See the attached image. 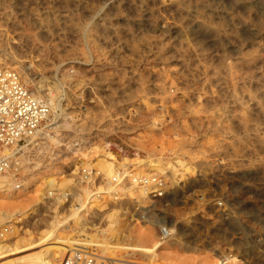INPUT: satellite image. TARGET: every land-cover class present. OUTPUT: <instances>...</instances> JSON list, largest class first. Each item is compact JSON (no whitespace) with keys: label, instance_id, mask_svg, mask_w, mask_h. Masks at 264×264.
Listing matches in <instances>:
<instances>
[{"label":"rangeland","instance_id":"rangeland-1","mask_svg":"<svg viewBox=\"0 0 264 264\" xmlns=\"http://www.w3.org/2000/svg\"><path fill=\"white\" fill-rule=\"evenodd\" d=\"M180 2L0 0V45L19 60L32 62L29 88L37 83L53 88L62 105L67 104L64 90L83 91L81 102L87 111L79 118L83 127L78 134H90L93 144L77 154L69 152L66 161L38 172L35 181L26 185L29 174L17 168V183L23 187L0 192V209L10 217L0 221V241L13 239L14 230L22 235L26 230L44 229L40 221L32 225V217L23 219L21 212L42 205L41 211L49 210L59 198L57 188L70 193L61 198L59 207L66 215L74 204L72 188L78 184L82 188L81 172L103 154L107 141L113 148L107 158L118 156L117 150L124 153L121 173L163 177L166 194L160 201L149 196L140 201L139 190L123 195L119 188L95 200L91 214L123 211L116 197H127L130 204L123 206L127 215L120 219L117 240L110 245H135L138 234L153 230L142 218V210L160 223L150 241L138 243L146 247L165 244L157 250L156 260L140 254L127 258L118 249L104 254L96 248L99 256L119 264H123L120 260L165 264L168 257L179 263L220 264L226 256L235 257L228 264H264V193H255V189L264 191V178L257 175L264 164V113L257 110L254 98L257 82L264 85V51L260 52L264 41L253 37L247 27L253 28L256 16L239 8L235 0H192L186 6ZM192 20L218 26L224 45L201 32L185 30ZM151 22H156V29L149 27ZM78 24L112 28L82 38L75 31ZM41 46L55 48L60 68L71 73L68 84L61 87L57 77L48 73ZM0 64L12 69L10 64ZM77 102L70 100L74 106ZM178 160H184L188 170L181 169L174 177L168 166ZM147 161L167 169L151 172ZM105 183L104 179L101 187ZM49 190L53 198L44 199L52 197ZM18 219L23 222L7 223ZM38 219H42L40 214L35 215ZM99 222L88 226L98 227ZM161 225L174 230L173 235L163 236ZM64 233L83 239L74 227Z\"/></svg>","mask_w":264,"mask_h":264},{"label":"bare ground","instance_id":"bare-ground-1","mask_svg":"<svg viewBox=\"0 0 264 264\" xmlns=\"http://www.w3.org/2000/svg\"><path fill=\"white\" fill-rule=\"evenodd\" d=\"M191 1L192 0H181L180 4L186 6V4ZM235 3L237 6H239V8L254 12L256 16L254 20L255 25H253V28L251 25L247 26L248 30L250 31L249 33L253 37L256 36V38L260 39V41H264V1L235 0ZM24 13H22L21 15H24ZM192 22L193 23L189 28L185 27V30L201 32L211 38L213 37V39L216 40L220 45H224L223 40L219 39L220 29L218 28V26H215L210 22L198 23L194 20H192ZM101 26L102 27L94 25L91 27L89 25L78 24L75 28V31L77 32L78 36L82 38H88V34L92 31L101 32L112 28L110 26H107L106 24H102ZM149 27H151L152 29H156V22H151L149 24ZM245 31H247L246 27ZM26 35L30 38L32 36L33 38V35H31V33H29L28 31L26 32ZM34 41L38 42V39L35 38ZM259 47H262L261 44H259ZM41 48L42 52L45 53L46 56L45 62L48 67V73L53 74V78L57 77V82L61 87L65 84H68V82H70L71 73L70 71L65 70V68H60L58 58L59 56L55 52V48H49L46 46H41ZM262 49L260 50V52L264 51L263 47ZM0 58H2L0 59V61L4 62L5 64H10L12 69L16 70L19 73L23 82L25 84H28V82L30 81V71H34L32 62L28 64L27 62L19 60L13 52H11L6 47H2L1 45ZM83 64L85 63L78 64L77 69H79V65ZM60 73L61 75H58ZM256 85L257 87H259L258 93L254 97L257 100L256 107L259 112L264 113V85H262L260 81H258ZM64 88L66 89V87ZM74 88L75 87H70L63 91L65 96L67 97V104L62 105L61 102H58L55 90H53V88L44 89L43 85L39 86L38 83L34 84V88L32 89V91L35 93L38 99H43L49 104L51 113L47 117L45 123L42 125L39 134L33 138L29 145L23 147L22 150L17 152L14 157L16 163H18V167H20L24 173L29 174V179L26 181L25 185L35 181L38 172H47L48 170L54 168L58 162L66 161L67 157H64L69 154V152H74V154H77L78 152H81L82 149H89L93 145L89 137L90 134L85 137H79L78 132L81 131V127H83L81 124H79V118L85 114V112L87 111V107L81 102L83 91H79L81 93H78ZM55 89H59V86L56 85ZM46 90H49L48 94L45 93ZM70 100L79 102H77L74 106L70 103ZM58 111H60L61 113L58 114ZM59 117L60 119L59 121H57ZM104 143L105 144L102 147L103 154L99 155L93 163L88 164L89 166L93 165V168L98 167L100 170H97L106 180L105 185L99 188L98 191L94 193L96 195V198H104L105 195H110L113 192L118 191L120 188L122 189L121 191L123 192V195H131L133 194L132 191L137 189L139 190L140 201L144 200L145 196H148V193L146 192V188L144 189L143 187L138 186L137 181L141 179L138 177L145 176L152 179V177L155 175L150 176V174L138 173L134 176L137 179L128 181L126 184H124V182H122L120 185H118L119 183H117V185L114 184L112 182L114 176H117L118 178H121L125 174L130 177L133 176H131L129 172L121 173L119 171L120 167L125 168V164L123 165L121 161L122 157L124 156L123 151L117 150L118 156L109 159L106 155L110 154L109 151L113 148L112 145L109 144V142L105 141ZM167 164H169V162ZM146 165L148 166L149 170L151 169V172L156 171L157 173H162L167 169L165 167H162L161 165L152 164L151 161H147ZM168 169L170 172H172V175L174 177L177 176L179 170H188L187 164L184 160H178L175 164H169ZM257 175H261V178H264V164L260 166V170ZM16 176L17 171H11L5 175H0V192L13 191L15 189L16 181L19 180V178H16ZM54 186L55 185L53 184V182H51L50 188L53 189ZM79 187L80 185L78 184L72 188L73 190H75L73 201L74 204H72L68 208L67 214L64 216L63 213H61V211L59 210L61 198L66 199L67 196L70 195V193L68 194L67 191L65 192L61 188L55 189L57 191L56 194L59 195V198L52 203L49 210L46 209L45 211H41L43 206H45L42 205V207H39L37 209L35 208L22 211L21 214L24 216L23 219L32 217V219L34 220L33 222H35L32 224L31 220L30 222L32 225H35L40 221V224H43V227L45 228L36 233L35 231L26 230L22 232V235H19L18 232L14 230L13 235L15 236L13 237V239H4L3 241H0V264H58V259L63 255L65 251L73 249V246L101 248L104 254L108 253V251L112 249H118L119 251L124 252L127 258L135 257L137 254L145 257H150L153 260L159 258L157 250L160 249L165 244V242H157L153 247H146L140 245L139 243L150 241L155 234V229L158 228V223L160 222L150 220L146 217L145 210H142V218L152 226L153 230L138 234L136 236V239L139 243L137 242V244L135 245H123L122 243V245H110L109 242L111 240H117V232L120 219L122 218V216L127 215V212L124 211L127 208H123V206H127L128 204H130L128 198H116V200H119L118 204L122 207L123 211L112 209L105 213L106 216L104 215V213H100L103 212L102 210L100 212L91 214V204L95 201L94 199H92V190H88L84 187H82L81 190L79 189ZM255 193L257 194V196H261L264 191L262 189L260 191L255 189ZM48 194H51L52 197H46L44 199L50 200L51 198H53L54 193H51L49 190ZM104 202L106 204L108 203L106 201ZM37 205H39V203ZM55 206V210L50 211ZM29 211L31 212L27 214ZM84 212L85 214H83ZM37 214H40L42 216V219L35 220V215ZM9 218V215L0 209V221ZM11 222H14V224H20L21 222H23V220L18 219L15 221H7V223ZM97 222H99L98 227H95L97 224H94L91 227L88 226L89 223ZM102 223H104L103 226ZM71 227H74V230H76L78 236L83 237V239L74 240V238L71 237L70 234L64 233V230H70ZM92 227L95 229L92 230ZM173 233L174 230H171L169 236L173 235ZM109 234L111 235V238L108 241L107 235ZM101 237H103L102 241H100ZM6 242H12V244H6ZM38 249L40 250L37 251ZM102 258L107 257L102 256ZM220 258L222 257L220 256ZM120 261H123V264H142L134 260ZM234 261L235 257L226 256L220 262V264H228ZM164 262L165 264H195L191 261H183V263H179L171 257L164 258ZM202 264L208 263L204 262Z\"/></svg>","mask_w":264,"mask_h":264},{"label":"built area","instance_id":"built-area-1","mask_svg":"<svg viewBox=\"0 0 264 264\" xmlns=\"http://www.w3.org/2000/svg\"><path fill=\"white\" fill-rule=\"evenodd\" d=\"M50 113L49 104L36 97L16 70L0 64V175L11 171L18 172V163L14 159L16 153L29 145L39 134ZM138 178H141L137 181L138 186L146 188L150 200L160 201L165 196L166 184L163 177L155 175L152 179L145 176ZM134 179L137 178L125 174L121 178L114 176L112 182L120 185ZM103 180L104 177L92 166H86L81 172V186L92 190V199L96 201L101 197L96 198L94 193L101 188ZM21 187L22 182L16 181L14 190ZM161 234L169 236L170 232L166 225H161ZM118 262L102 258L94 247L76 246L68 252L61 264H119Z\"/></svg>","mask_w":264,"mask_h":264}]
</instances>
